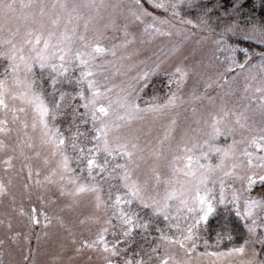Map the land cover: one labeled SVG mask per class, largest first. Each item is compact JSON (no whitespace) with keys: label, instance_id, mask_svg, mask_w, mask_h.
Here are the masks:
<instances>
[{"label":"snow or ice","instance_id":"obj_1","mask_svg":"<svg viewBox=\"0 0 264 264\" xmlns=\"http://www.w3.org/2000/svg\"><path fill=\"white\" fill-rule=\"evenodd\" d=\"M148 3L166 15L161 17L148 11L141 0H133L127 6L105 0L53 3L0 0V57L6 61L0 73V112L4 113L0 135L8 137L14 130L17 132L14 145L0 139V153L4 155L6 172L13 167L15 153L23 157L21 171L27 169L28 180L23 187L29 199L33 195L31 161L41 158L39 149L46 150L42 162L47 172L43 180L39 178V168L35 171L38 203L29 211L21 207L19 215L27 217L29 227L40 225L42 217L47 228L53 215L46 204L55 201H46L44 193L54 188L60 197L69 199L65 205L69 210L79 205L81 197H91L92 211L79 222L85 226L87 235L78 239L73 229L68 228L75 254L87 250L89 261L95 255L98 264H194V258L248 255L241 264H264L260 258L264 253V191L258 197L251 195L257 178L264 186V50L241 46L247 42L264 49V22H255L244 14L246 0H148ZM185 12H195L196 19L187 18ZM177 24L217 37L213 41L216 48L207 63L201 61L189 67L185 61H178L167 71L164 65L180 52V46L174 44L164 59L158 58L151 66L139 61L146 65L143 71L119 84L112 82L109 68L115 67L119 73L120 69L130 72L137 66L125 63L132 58L128 48L136 39V33L131 31L134 26L143 25L140 32L143 43L144 36L150 41L157 36H171L173 28L177 34L187 31ZM108 32L113 35L108 36ZM118 36L119 42H112ZM238 54L243 56V62ZM253 56L260 58L258 64L251 63ZM220 66H224L223 72L219 71ZM209 70L215 76H203ZM246 71L243 99L248 100L247 104L237 101L229 105L225 99L229 93L224 97L208 95L214 85L222 88L229 82V73L236 72L239 76ZM160 72L168 78L167 99L157 103L154 96L142 107L139 100L149 78ZM254 72L260 83L252 89L251 82L257 79ZM193 73L200 77L196 85L202 83L204 92L197 94L198 87L194 86L186 100L183 90ZM45 82L49 83L53 96L60 84H74L76 88L74 92L59 91V99L49 107L42 90ZM173 83L175 91H171ZM249 90L253 95H247ZM77 99L80 103H76ZM16 100L32 107L31 129L33 134L39 133V145L29 135L26 122H21L22 129L9 127L8 113L12 114L11 123L16 124L17 112L25 111L10 106L9 101ZM200 100H207L208 105L201 109L197 126L186 129L175 145L168 143L167 149L164 144L173 139L174 118L163 139L155 144L150 138V127L147 130L134 127L148 117L155 121L184 103ZM58 116L69 119L65 130L68 135L55 126ZM82 126L85 131H81ZM237 133L241 136L239 141L235 139ZM220 136L232 138V143L226 148L214 147L213 142ZM238 145H243V149ZM25 149L34 155H27ZM212 152L220 156L219 163L212 164L209 160ZM73 159L75 168L71 166ZM118 160L124 163H116ZM148 160L154 161L151 175L141 178V165ZM236 181L240 182L239 188L234 187ZM9 185L0 182V196L9 195ZM105 185L107 197L103 195ZM229 205L244 221L249 235L238 247L209 252L213 232L217 247L225 239L229 243L233 240L230 232L216 231L209 225L218 206L228 209ZM55 219L65 227L61 216L56 215ZM7 227L11 232V221ZM138 234L142 242L137 240ZM19 236L16 232L9 239L15 243ZM201 242L204 251H199ZM61 249L65 250L63 243ZM5 253L11 255V250L6 240L0 239V254ZM29 254L34 255L31 249ZM24 261L27 264L29 255L24 256ZM0 264L4 261L0 260Z\"/></svg>","mask_w":264,"mask_h":264},{"label":"rangeland","instance_id":"obj_2","mask_svg":"<svg viewBox=\"0 0 264 264\" xmlns=\"http://www.w3.org/2000/svg\"><path fill=\"white\" fill-rule=\"evenodd\" d=\"M49 3L56 2V0H47ZM81 2H87V0H81ZM105 2H111L114 4L120 5H130L133 3V0H105ZM144 7L153 12L155 15L164 17L166 14L162 10H156L152 7L151 4L148 3V0H141ZM171 19V17H169ZM150 22V21H149ZM175 23V21H174ZM177 27H184L187 31H181L177 34L176 29H171V36H157L153 40H149L147 36L143 37L144 42L141 43L140 32L143 29V25L134 26L131 31L136 33L135 42L132 43L128 48V53H132L131 61H126L125 63H135L137 66L135 69L130 72L127 69H120L119 73L116 68H109L108 75L112 78V82L119 84L121 81L128 78V76H135L137 72L143 71L146 67L145 64L139 63V61H146L147 66H151V64L159 59H164L167 52L172 48L174 44L180 46V52L178 56L172 57L168 60V62L164 65L167 71H171L175 66V63L178 61H185L186 66L192 67L196 66L198 62L203 61L204 63L208 62L209 57L212 52L216 48V45L213 43L217 37L214 34L202 33L199 29H193L191 26H180L177 24ZM108 36H112L111 32L107 33ZM207 36V39H203V37ZM120 37H115L112 42H119ZM235 43V39L232 41ZM242 47H248L244 43L241 45ZM254 48H252L253 50ZM255 51V50H253ZM110 59V57H109ZM238 59L240 62H243V56L238 54ZM260 58L258 56H253L251 61L252 64H258ZM0 73L3 72V69L6 65V61L3 57H0ZM119 63V62H117ZM219 63V62H217ZM219 71H224V66L219 67ZM203 76L207 77L208 75L215 76V73L209 70L208 72H203ZM248 74L246 71L244 74L237 76L236 72H232L228 74V83L223 84L222 88H217L215 85L212 89L208 90V95L213 97H224L225 93H229L228 96L225 97L229 102V105L236 103L239 101L241 104H247L248 100L243 99L245 95V87L246 81L245 76ZM257 76V79L252 83V89L260 83V77L257 73H253ZM235 77V79H233ZM37 78L39 79V72L37 71ZM46 79V77H45ZM200 77L193 73L190 74L186 87L183 90V95L186 100H188V93L193 89L194 86L198 87L197 94L204 92L203 84L196 85L197 80ZM223 83V81H221ZM149 86L144 90V93L141 95L139 103L141 106H144V102L146 100H152L155 96L157 103H164L167 99L168 94L170 93V89L167 87L168 78L164 75L163 72H160L156 75H152L149 78ZM175 84L173 83L171 87V91H175ZM76 86L73 84L71 86L67 84L58 85V91L55 96L51 95V88L48 82L43 83L42 90L44 93L45 102L49 107H52L54 101L59 99V91H67L74 92ZM41 90V86L38 83L37 91ZM115 95V94H114ZM248 96L253 95V91L249 90L247 93ZM76 103H80L77 99ZM220 103V99L216 100V104ZM10 106L14 105L17 109L24 108V112H17L19 120L16 124L11 123L12 114L8 113L7 119L9 120V127L13 129H22L21 122H26L28 127L29 135H33L35 138V142L39 145V133H32L31 124L34 116V112L32 107L26 103H22L20 100L9 101ZM208 105L207 100L200 101H192L182 104L175 112L166 113L161 116L157 120H153L151 117H148L145 121L137 122L134 127L144 128L147 130L149 127L152 129L151 139L154 144L159 140L163 139L165 130L169 128L170 121L174 118L176 120V124L172 131L173 139L170 142H165L164 148L167 149L168 143L175 145L181 138L183 132L189 127H196V121L200 118L201 109ZM254 107V106H253ZM193 108L197 111L194 113ZM83 111V109H81ZM4 118V113L0 112V119ZM257 119H259V115L257 113ZM49 123L51 124V120L49 119ZM69 119L65 116H58L55 122V126L60 127L62 132L67 133L65 130L68 126ZM90 122L88 127L90 128ZM203 127V125H201ZM86 129L82 126L81 131H85ZM207 131V129H206ZM206 137H202L205 139ZM0 139H4L6 143L10 145H14L17 141V132L14 130L8 137L0 135ZM236 140H240L241 136L239 133L235 136ZM232 143V138H226L225 136L218 137L214 142V147L226 148L229 144ZM85 146H88L87 144ZM238 148L243 149V145H238ZM41 151V158L39 160L33 159L31 161L33 166V176H32V192L33 195L31 199L28 198L27 193L24 190L23 185L28 183L27 180V169L21 171L25 161L23 157L19 155V152L15 153L16 159L13 160V167L9 171H5V165L3 163L4 155L0 153V182H3L5 185H9V180H11V184L9 185V195L0 196V239L6 240V246L11 250V255L5 253L0 254V260L4 261V264H9V261H12V264H26L24 261V256L29 255V261L27 264H31L33 260H35V264H98L95 255L91 261L88 260L87 250L83 254L77 255L74 252L73 246L70 244V237L68 235V228H72L75 232L78 239L81 238V235H87V231L85 226L80 225V220L89 215L92 211L91 197L84 196L80 198V203L78 206L74 207L72 210H69L65 207L70 201L68 198L60 197L59 193L55 191L53 188L51 191L44 193L46 201L48 199H52L55 201L53 204H46L47 210L50 214L53 215V219L51 224L45 228L44 221L41 217V224L36 226H27V217H22L19 215L20 208L23 207L25 211H29L30 208L37 204L36 201V189L34 187V182L37 179L35 175V171L37 168L41 171V176L39 177L43 180L44 175H46L47 170L43 165V156L46 154V150L39 149ZM207 151V148L205 149ZM71 153V149L68 150ZM25 153L27 155H34V153L28 149H25ZM12 154V153H9ZM171 157L169 156V160ZM103 157H101V161ZM209 160L212 164L219 163L220 156L215 152L210 153ZM116 163H124L123 160L115 161ZM153 160H148L147 162L142 163L141 165V178L144 175H151L150 168L153 164ZM71 166L73 168L76 167L75 159H73ZM166 171V169H165ZM255 171L259 172V169ZM79 174V173H77ZM241 175L244 173L241 171ZM84 176H87V172L84 173ZM234 187L239 188L240 182L236 181ZM264 191V186H262L257 178L256 184L253 186V191L251 195L253 197H258L261 192ZM217 195L219 193V185L216 186ZM108 194V186H104L103 195L107 197ZM230 196V192H229ZM13 197L15 198L13 200ZM63 209V211H61ZM241 211H243V205L241 204ZM59 215L63 218L65 227H61L59 221L55 219V216ZM9 221L12 223L11 232L7 227ZM210 229H215L216 231H220L223 229L226 232H230L233 236V240L229 243L226 239L221 242V244L217 247L215 245V232H213L212 237L209 241L213 247L209 248L208 251H227L228 248L238 247L240 244L244 242V240L248 237V232L244 227V221L238 218L235 215V212L231 210V206L229 205L228 209L223 206H218L217 211L214 215H212L209 219ZM161 226H163L161 224ZM16 232L20 233V236L17 238L16 242L13 243L11 239H9L10 235L15 234ZM154 234V229L152 230ZM203 234V233H202ZM39 235V239H38ZM139 240H141V236L137 235ZM27 237V238H26ZM109 240L111 237L109 236ZM65 245V250L61 249V244ZM138 247V245H137ZM257 251L260 250V245H255ZM29 249L32 250L34 255L29 254ZM251 249V246H250ZM136 249L134 248L133 251ZM199 251H204L202 246L199 248ZM69 257H72L69 260ZM248 255L240 256L233 255L230 257H204V258H194V264H241L242 260H246ZM261 259H264V253H261Z\"/></svg>","mask_w":264,"mask_h":264},{"label":"trees","instance_id":"obj_3","mask_svg":"<svg viewBox=\"0 0 264 264\" xmlns=\"http://www.w3.org/2000/svg\"><path fill=\"white\" fill-rule=\"evenodd\" d=\"M243 12L246 16H249L253 19L255 22H264V0H246V3L244 5ZM185 16L187 18H192L193 20L196 19V13L195 12H185ZM213 16H215V13H213ZM195 29V28H193ZM206 33V32H202ZM246 46L254 48L255 51H262L264 49L259 48L258 46H252L247 42H243ZM1 63V62H0ZM149 88L151 87L150 84H148ZM138 238V236H137ZM138 241L142 242L141 240L137 239Z\"/></svg>","mask_w":264,"mask_h":264}]
</instances>
